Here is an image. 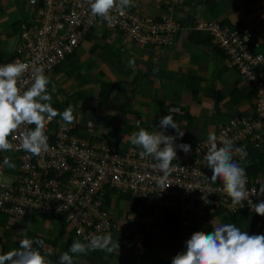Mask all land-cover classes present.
Segmentation results:
<instances>
[{"label":"crops","instance_id":"crops-1","mask_svg":"<svg viewBox=\"0 0 264 264\" xmlns=\"http://www.w3.org/2000/svg\"><path fill=\"white\" fill-rule=\"evenodd\" d=\"M18 2L0 0V61L11 56L16 35L32 13L30 10L24 17L22 10L27 5ZM133 4L144 16L169 17L179 24L176 42L164 49L143 47L103 32L100 35H108V42L89 37L79 47L81 55L69 57L62 68L51 73L50 93L63 90L52 105L58 111L72 106L77 119L73 124L81 133L130 148L134 146L127 138L134 131H158L160 118L171 114L184 130L175 144H192L207 140L230 119L253 114L250 85L207 39L208 34L194 27L215 22L238 33L249 32L256 41V53L264 59V0H188L176 10L171 9V0H133ZM133 57L136 64L130 67L128 61ZM70 70L77 71L79 79L65 85V79H73ZM256 72L264 82V62ZM166 134L175 135V130L168 128ZM3 153L14 157L11 151ZM249 153L247 170L255 160H264V139ZM179 158L187 159L188 153L177 150ZM12 171L6 166V176L11 177ZM250 175L264 177V166ZM109 208L116 224L113 240L119 242L120 249L112 254L97 250L74 255L75 264H171L192 233L210 232L212 224L233 223L225 212L212 211L201 217L169 215L117 194L109 200ZM244 216L248 221L243 226L249 234H264L263 227H255V222ZM16 220L0 214V254L18 249V241L24 238H39L51 252V264H59L60 254L77 240L54 218L32 215Z\"/></svg>","mask_w":264,"mask_h":264},{"label":"built area","instance_id":"built-area-1","mask_svg":"<svg viewBox=\"0 0 264 264\" xmlns=\"http://www.w3.org/2000/svg\"><path fill=\"white\" fill-rule=\"evenodd\" d=\"M187 1L171 0V9L183 8ZM29 4L32 13L17 35L11 56L0 61L6 64L20 59L29 65L21 78L25 88L30 86L35 69H43L45 75L53 73L95 35L97 28L126 42L158 48L172 47L181 28L169 17H147L134 7L124 15L113 12L114 20L109 25L91 15L89 0H29ZM195 28L209 35L251 87L253 114L230 119L213 135L218 147L222 146L220 141L226 140L234 149H244L243 156L234 151L233 159L246 170L249 192L259 191L264 177L248 174L245 161L264 139V82L256 72L264 59L256 53L257 44L249 32L238 33L216 23H198ZM34 127L22 125L14 133L15 140L9 137L15 160L11 183L4 181L6 156L0 152V214L18 220L32 215L53 217L71 230L77 240L86 243L91 235L114 232L116 224L109 200L117 194L169 215L201 217L219 208L229 215L240 211L255 222V227H264V216L256 214L249 204V200L259 203L264 196L250 195L239 207L224 193L219 178L211 181L212 170L205 159L210 147L208 139L190 144L187 159L172 161V184L161 191L157 180L163 173L153 167L157 162L151 157H139L138 147H117L103 138L81 133L76 125L62 123L58 116L45 123L47 150L32 156L20 147L19 137L21 132Z\"/></svg>","mask_w":264,"mask_h":264},{"label":"clouds","instance_id":"clouds-1","mask_svg":"<svg viewBox=\"0 0 264 264\" xmlns=\"http://www.w3.org/2000/svg\"><path fill=\"white\" fill-rule=\"evenodd\" d=\"M89 5L91 15L100 17L109 25L114 20L113 12L124 15L127 9L134 6L133 0H89ZM194 30L197 31L195 27ZM207 39L221 51L209 35ZM135 64V57L128 61L130 67H135ZM28 69L29 65L20 59L0 64V152L13 150L14 145L9 137L15 140L14 133L20 130L22 125H35L33 129L21 132L19 141L24 151L32 156H40L48 148L46 121L59 116L65 124H73L77 119L72 106L63 111L53 107L52 95L48 90L49 77L43 69H35L30 86L24 87L25 82L21 78ZM168 128L174 129L175 135L166 134ZM158 129L150 132L139 128L127 139L140 149L141 159L151 157L157 162L153 167L163 173L157 180L163 191L172 184L169 177L175 171L172 161L177 159V148L187 154L191 151V145L175 144L177 139H182L184 130L171 114L160 118ZM208 142L210 147L205 159L206 165L212 170L210 179L215 182L219 178L223 182V191L231 198L233 205L242 207L250 195L264 196V184H260L259 191L255 189L249 192L246 187V170L233 159L234 151L239 152L241 156L245 155L243 148L234 149L232 143L226 140L220 141L222 146L218 147L217 138L212 134L209 135ZM3 162L8 168H15L9 157L6 156ZM249 204L256 214L264 216V200L255 204L249 200ZM18 244V249L0 254V264H51L48 260L51 252L48 251L44 240L24 238L18 241ZM117 248L120 249L119 242L113 240L111 232L91 235L86 243L74 240L69 250L60 254L59 264H75L74 255L97 250L112 254ZM171 264H264V234H249L234 223L212 224L210 232L192 233L185 241V249L171 258Z\"/></svg>","mask_w":264,"mask_h":264},{"label":"rangeland","instance_id":"rangeland-1","mask_svg":"<svg viewBox=\"0 0 264 264\" xmlns=\"http://www.w3.org/2000/svg\"><path fill=\"white\" fill-rule=\"evenodd\" d=\"M19 2L21 3H26V5L28 6H25L24 7V9L22 10L24 13H25V15H24V17L26 16L27 17V15L29 16L30 14H28L29 12H30V10L32 11V7H31V5L29 4V0H19ZM19 2H18V4H19ZM30 5V6H29ZM31 7V9H29ZM23 17V16H22ZM19 33H20V31L18 32V34L17 35H19ZM100 33L101 34H104L101 30H99V28H97V29H95V36L97 37V39L98 40H101V41H103V42H108L109 40H108V38H109V36L108 35H100ZM16 35V36H17ZM16 36H13L12 38H15ZM81 53H83V51L81 50V49H77L76 50V52H75V54L77 55V57H78V55H81ZM65 67H66V65H65ZM74 67H79V70H81V66L80 65H76V66H74ZM58 68H62V65H60ZM79 70H78V72H79ZM71 72V74H72V76H71V78H73L72 80L71 79H65L66 80V83H65V85H68V84H70V82H72V81H74V80H77V79H79V73H77V71H73V70H70ZM65 75V77H67V78H70V77H68V74H64ZM63 75V76H64ZM48 77L50 76V74H48L47 75ZM70 76V75H69ZM52 76H50L49 77V85H48V90H49V92H51V86H52V83H51V81H52V79H50ZM61 93H63V90L62 89H60V90H57L56 91V93L55 94H51L52 95V102L53 101H56V99H57V94L58 95H60ZM193 145H194V143H192ZM9 158L11 159V160H13V156H12V154H9ZM9 170H11V168H9ZM4 181L6 182V183H11L12 181H13V177H8V176H6L5 175V177H4ZM226 210H224V212H225ZM226 214H228L227 212H225ZM186 215H188V214H186ZM191 216V215H190ZM191 218V217H190ZM16 220V219H15ZM17 221V220H16Z\"/></svg>","mask_w":264,"mask_h":264},{"label":"trees","instance_id":"trees-1","mask_svg":"<svg viewBox=\"0 0 264 264\" xmlns=\"http://www.w3.org/2000/svg\"><path fill=\"white\" fill-rule=\"evenodd\" d=\"M68 59H69V57H68ZM102 96L105 97V98L109 97V95L106 94V93H102ZM255 162H256V164L252 168L250 167V169L247 170L248 174H250V173L251 174L252 173L255 174L262 166H264V160H262L260 162L258 160H255ZM128 197H130V196H128ZM216 211H217V213L224 212V209H222V208L220 209L219 208ZM230 217H231L232 222L237 227H239L242 231H248V228L245 229L244 226H243V224L248 221V218L244 216V213H242L240 211L232 213V214L230 213ZM48 218H53V217H48ZM61 224H62V226H64L63 223H61Z\"/></svg>","mask_w":264,"mask_h":264}]
</instances>
